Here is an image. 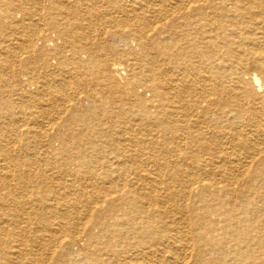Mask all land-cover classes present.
<instances>
[{
	"label": "bare ground",
	"instance_id": "1",
	"mask_svg": "<svg viewBox=\"0 0 264 264\" xmlns=\"http://www.w3.org/2000/svg\"><path fill=\"white\" fill-rule=\"evenodd\" d=\"M44 261L264 264V0H0V264Z\"/></svg>",
	"mask_w": 264,
	"mask_h": 264
},
{
	"label": "rangeland",
	"instance_id": "2",
	"mask_svg": "<svg viewBox=\"0 0 264 264\" xmlns=\"http://www.w3.org/2000/svg\"><path fill=\"white\" fill-rule=\"evenodd\" d=\"M115 9H116V7L115 6H112L111 4H107V5L106 4H100V5L96 6L95 9H92L93 10L92 13H95V15H92L91 16V23H92V26L94 27L95 32H91L92 35L90 33H89L90 35L89 34L87 35L86 33H85V35L87 36V39L86 40L88 42H92L93 44H96L97 45V57L99 55H101V54H104L105 56H108L110 54H113V52H112L113 50H116L118 52V49H122V50H119V51L120 52H124V48H126L124 46L125 43H126V41H125L126 38L124 39V38L120 37V35H119L122 32L121 31V29H122L121 24H119V26H118V24H115L116 21L113 20V18H114L113 16L116 14L114 12ZM102 14L105 15V16H102ZM68 18L70 19V17H68ZM87 18H88V16H87ZM83 22H85V21H83ZM103 24H105V25H103ZM108 24H110V25H108ZM106 28H108V29H106ZM114 28H116V29H114ZM99 30H101V32H103V33H101ZM104 30L106 32H104ZM101 34H103V36ZM100 35L103 37L102 39H101V36ZM116 39H117L118 42L116 41ZM130 43H131V48L129 47V49H133L134 51H137L138 46L135 44V42L133 40H131V42L129 41V44ZM83 57H85V55ZM110 58H112V57H110ZM69 66L76 68L77 65L74 63V61H71V64ZM100 82H101V80H100ZM96 88H97V86H96ZM68 93L70 94V91H68ZM97 95H99V94L97 93ZM144 95L148 97V93L147 92H145ZM70 97H71V95H69V98ZM4 98H6L8 100V102H9V108L11 106V108H10V110L8 112L9 113L11 112L13 115L16 116V112H19V111H18V108L17 107L13 108V106H18V102L19 101L16 99L15 96H12V95L11 96L7 95L5 97H2V99H4ZM99 98L100 97L97 96V98H96L97 101L96 102L99 103V104H101L102 103V99L101 98L99 99ZM81 103H82V105H87L88 104V102L86 100H81ZM65 115L63 113L60 114V119L58 118L59 122L61 121V123H62V121H64V116ZM78 128L79 127L77 126V129ZM59 142L60 141H58V139L55 136H53L52 139L50 140V143L47 146H45V147H43V146H37V148L35 147L36 150L38 152H40V153L42 151H44V149H45L46 153H43L42 155H40V157H42V158H46L47 157V161L49 162L50 167H52V164L53 165H57V163H59L61 161V160H59L60 158L58 159L59 161L54 158V154H55L56 151L61 152L62 155L65 156V157H66L67 154L69 156L70 155L73 156L74 155V152L76 151V145L75 144H72L71 143L70 145L67 146V148H64V147L61 146L62 144L59 143ZM55 143H57V144H55ZM38 162H39V164L41 166H43V169H45V168L48 167V166L47 167L44 166V164H42L40 161H38ZM71 162H75L76 163V161L74 159H72V158H71ZM68 164H69L68 167H71V168H74L75 167V165L72 164V163H68ZM55 171H56V169H55ZM48 172H50V171H48ZM43 264H50V262L49 261H46V262L44 261Z\"/></svg>",
	"mask_w": 264,
	"mask_h": 264
}]
</instances>
